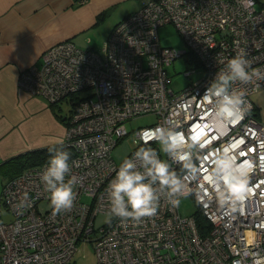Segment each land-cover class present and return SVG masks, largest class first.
Returning a JSON list of instances; mask_svg holds the SVG:
<instances>
[{"label":"built area","instance_id":"obj_1","mask_svg":"<svg viewBox=\"0 0 264 264\" xmlns=\"http://www.w3.org/2000/svg\"><path fill=\"white\" fill-rule=\"evenodd\" d=\"M164 24L176 28L188 50L161 43L158 28ZM241 51L251 62L249 71H264V6L257 0H143L113 26L100 51L65 39L48 46L39 63L20 70L17 85L28 94L49 103L73 96L61 143L73 152L70 175L77 198L71 211L52 215L40 179L47 162L8 178L0 195V264H69L82 241L94 242L96 264H264V122L252 100L264 80L236 85L250 105L239 122L216 120L203 97ZM185 53L204 74L175 92L168 87L166 66ZM149 113L156 122L135 130V148L126 158L144 146L146 133L166 123L197 142V175L172 168L187 176V196L209 222L203 233L194 212L181 214L164 198L157 214L142 223L122 224L119 218L94 223L98 213H107L105 190L123 162L114 160L112 149L128 133L127 120ZM147 146L160 148L156 141ZM225 152L237 164L250 165L249 192L242 201L222 205L211 174ZM25 197L27 206L21 207ZM2 205L12 213L9 221L1 218Z\"/></svg>","mask_w":264,"mask_h":264},{"label":"clouds","instance_id":"obj_2","mask_svg":"<svg viewBox=\"0 0 264 264\" xmlns=\"http://www.w3.org/2000/svg\"><path fill=\"white\" fill-rule=\"evenodd\" d=\"M250 67L251 62L241 51L227 61L224 70L217 73L206 88L203 97L213 105L216 120L232 123L244 119L250 105L245 100L244 88L236 85L264 80V71H249ZM146 135L148 140L142 137L144 146H140L131 158L123 160L105 190L108 223L112 218H119L122 224L129 220L142 223L144 218L157 214L162 198L172 207H179L181 198L189 194L185 183L187 176L194 177L199 172L193 162V149L197 148V142L186 141L176 126L167 123L158 125ZM149 141H156L159 151L147 146ZM49 153L51 155L40 179L49 193L52 215L55 216L73 209L77 198L74 191L76 178L70 175L72 165L68 151L53 146L49 148ZM172 164L180 166L187 176L179 175ZM249 170L250 165L237 164L227 152L217 157L211 175L214 184L219 185L217 196L222 205L245 198L249 192ZM66 176L70 178L66 180ZM20 206H27V197ZM16 230H21L19 224Z\"/></svg>","mask_w":264,"mask_h":264},{"label":"crops","instance_id":"obj_3","mask_svg":"<svg viewBox=\"0 0 264 264\" xmlns=\"http://www.w3.org/2000/svg\"><path fill=\"white\" fill-rule=\"evenodd\" d=\"M142 2L0 0V161L61 143L67 126L45 98L19 89L20 70L39 63L48 46L65 39L88 38V48L101 50L113 26ZM257 5L264 6V0H257ZM96 32L103 34L99 42L93 39ZM252 100L258 119L264 122V88ZM30 110H35L33 115Z\"/></svg>","mask_w":264,"mask_h":264},{"label":"rangeland","instance_id":"obj_4","mask_svg":"<svg viewBox=\"0 0 264 264\" xmlns=\"http://www.w3.org/2000/svg\"><path fill=\"white\" fill-rule=\"evenodd\" d=\"M102 32H96L94 40L101 39ZM158 35L160 41L163 45L172 46L176 50H188L187 46L176 28L172 24H164L158 28ZM73 42L80 47L90 46V41L88 38L84 40H73ZM96 50L100 51L98 47ZM193 57L188 54H182L166 66L168 76L170 80L168 81V87L175 92H179L187 84L196 81L203 74L204 71L201 66L195 65ZM196 67V69L190 73L186 71L191 70ZM32 96V95H31ZM72 95H68L56 103H51L53 109L61 114L66 115L70 112L71 102L70 98ZM41 98V97H40ZM35 110H30V115L34 114ZM157 117L155 114H143L131 118L126 121L125 125L128 133L122 137L117 144L112 149V156L114 160L118 163L122 162L135 148V143L133 141L135 130L139 127L151 125L156 122ZM18 158L15 156L10 157L5 161H0V195L4 182L10 178L18 170ZM46 205L41 204L40 208H44ZM197 209V205L190 196H185L181 198V203L179 206V211L181 214L188 215L192 214ZM12 213L9 212L4 205H2L1 218L4 221H9L11 219ZM107 213L100 212L95 216L94 223L96 226L103 224L107 220ZM69 264H96V253L95 245L93 241H82L77 244V248L72 256Z\"/></svg>","mask_w":264,"mask_h":264},{"label":"trees","instance_id":"obj_5","mask_svg":"<svg viewBox=\"0 0 264 264\" xmlns=\"http://www.w3.org/2000/svg\"><path fill=\"white\" fill-rule=\"evenodd\" d=\"M193 60L195 61L194 58H193ZM55 113L66 125H68V120H67L68 116L61 115V114L57 113L56 111H55ZM53 146H55L56 148H61L62 150L68 151L71 154V156L73 154L72 150L68 147H65L62 143H56V144L48 145V146L43 147V148L25 151L23 153L15 155V157L18 158L19 167H18V170L16 171V173H14L12 176L20 173L21 171H23L26 168L41 164L43 162H47L50 155H51L49 153V148L53 147ZM194 216H195L196 223H197V226L200 229V231L202 233L205 232L206 231L205 229L208 227V224H209L207 218L200 212L199 208H197L194 211Z\"/></svg>","mask_w":264,"mask_h":264}]
</instances>
